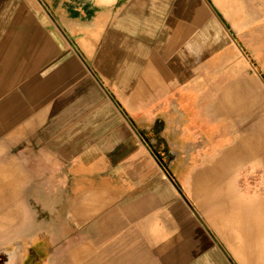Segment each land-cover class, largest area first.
<instances>
[{
	"label": "crops",
	"instance_id": "obj_1",
	"mask_svg": "<svg viewBox=\"0 0 264 264\" xmlns=\"http://www.w3.org/2000/svg\"><path fill=\"white\" fill-rule=\"evenodd\" d=\"M65 1L0 0V254L18 247L17 264H224L231 242L264 243V194L235 185L243 163L264 173V73L236 22L243 6L183 0L189 12L201 3L209 32L176 15L179 46L152 72L170 78L191 64L189 78L162 88L145 80V48L114 34L129 30L139 45L170 0H126L114 26L113 4L125 0H105L90 23L61 14L54 3ZM195 145L206 151L196 166Z\"/></svg>",
	"mask_w": 264,
	"mask_h": 264
},
{
	"label": "rangeland",
	"instance_id": "obj_2",
	"mask_svg": "<svg viewBox=\"0 0 264 264\" xmlns=\"http://www.w3.org/2000/svg\"><path fill=\"white\" fill-rule=\"evenodd\" d=\"M229 1L233 2L234 5L236 7H239L240 9H241L240 5L243 6L242 11L239 12L240 17L237 18L236 22L246 32L244 35H246L247 42H251V46H248L247 52L249 53L250 57H252V59L257 63L259 69L264 73V0H229ZM197 2H195L193 8L189 9L192 10L189 12L186 9L187 2L183 0H170L166 10L163 12L162 16L160 17V28L147 31L144 37L142 35L139 41L140 42L139 45L132 44L133 42H131L132 39L129 30L118 29L117 33L114 34L115 37L118 36L119 38H121L122 42L128 44L131 43V45L135 47L140 46L145 48V57L147 61L146 69H145V80L147 84L150 85V87L153 86L154 79H157L156 81H158L156 82V86L157 87L160 86L163 88L175 78H181L182 81L184 82H186V80L189 78V73L187 72V70L189 69L191 64L187 66L185 69H182L180 75L172 76L170 78L156 77L154 76L152 70L155 67H157L159 63L165 65V63L162 61V58L168 53L174 55L176 49L179 46V44H177L178 43L177 41L179 40L177 39V35L175 34V30H174L175 25H177V22H179V19L176 18V15H179L183 18L187 17L193 19L194 21L200 24V27L204 28V30L209 32V30L205 28L206 25L204 24V22H202L199 19V17H197L196 13H198L199 15L201 14L200 16L206 19V17L202 13L203 8L201 7V3L199 1ZM54 4H58L57 6H59L60 8L59 12L61 14H65L68 16H76L77 18L79 17V20L81 22L86 21L85 23H90L91 21H93L94 20L93 15L95 14L94 12L96 10H101L106 6L105 0H103V2H99V0H67L65 2H57V3L55 2ZM127 4L128 2H126V0L118 3L115 2L113 4L114 21L112 26H114L115 22L117 21V18L122 12L121 10ZM84 11L88 15L80 17ZM216 31L217 29L214 28L213 31L211 30L210 32L211 34L209 33L212 38L211 39L212 43L217 42L218 36L217 33H215ZM182 38L184 40L182 46L186 47L185 51H187L188 49L191 48L190 47L191 36L184 34L182 35ZM193 41L194 42H192V44L195 45L196 41L194 39ZM234 48L235 45L233 43L230 46L227 43V47H226L227 57L229 56L230 52L233 53ZM166 50L168 52H165ZM184 54L186 53L184 52ZM160 57L161 60L159 59ZM197 75L199 76L197 80L201 81L200 69L197 71ZM263 97H264V93H263ZM263 114H264V109H260L258 113V118L260 119L263 116ZM258 125H260V123ZM249 132L254 134L257 132V130L253 129L250 130ZM242 133L245 134L246 131L243 130ZM195 138L196 135L194 136V139ZM192 150L194 151L191 154V157H193L194 159L192 163L194 164V166L200 165L201 160L205 155L206 151H202L201 147H199L198 145L193 146ZM186 168L187 167L185 166V164L179 165V169L182 171L179 180L183 186H189L190 184H192L191 176L189 174L185 176ZM262 170L263 169L256 170L254 168V163H252L251 161L243 163L241 166V174L237 179H235V185L240 187V189L245 188V190L249 191L250 194L258 193V195H263L264 189L261 184V181L262 178H264V173L262 172ZM198 184H200V181L198 182ZM263 233H264L263 228L262 229L259 228V234H263ZM20 244L22 243L19 242L18 245ZM48 244L51 247V253L53 255V253L55 252V250L53 249H55L54 246L56 243L49 242ZM226 244H227L226 247L227 246L229 247L230 244L229 243ZM17 248L18 247L13 249L11 253H10V249L1 252L0 262L4 264H17V262H19V258L21 255L20 254L21 252ZM262 253H264V243L262 242L255 243L246 239L243 241H234L231 242V245L228 248V250H225L224 264H242L241 262L243 261L248 263L252 262L253 264L255 263L256 260L260 261ZM11 254L12 256L16 255V258H14L13 261H9V257ZM24 255H25V250L23 251V256ZM256 255L258 256L256 257Z\"/></svg>",
	"mask_w": 264,
	"mask_h": 264
},
{
	"label": "flooded vegetation",
	"instance_id": "obj_3",
	"mask_svg": "<svg viewBox=\"0 0 264 264\" xmlns=\"http://www.w3.org/2000/svg\"><path fill=\"white\" fill-rule=\"evenodd\" d=\"M164 126L163 124V121H158L157 124H156V130H157V140L160 141L161 143H166L167 144V141H166V138H163L160 133H161V130H162V127ZM162 140V141H161ZM164 147V144L162 145L161 149ZM164 151V156L166 159L170 160L171 158H173L175 155H177L176 152H169L168 149ZM166 152V153H165Z\"/></svg>",
	"mask_w": 264,
	"mask_h": 264
}]
</instances>
